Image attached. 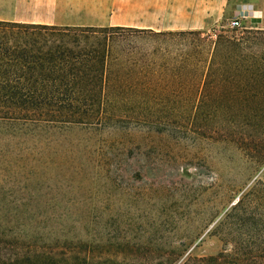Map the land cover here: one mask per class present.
<instances>
[{"label":"trees","instance_id":"1","mask_svg":"<svg viewBox=\"0 0 264 264\" xmlns=\"http://www.w3.org/2000/svg\"><path fill=\"white\" fill-rule=\"evenodd\" d=\"M201 36L0 22V131L14 157L20 145L26 161L38 163L43 137L50 142L74 127L171 115L196 103L215 110L218 141L233 145L252 171L220 199L209 231L222 245L215 256L188 252L182 259L186 249L176 257L98 258L69 242H12L0 264H264V184L256 176L264 166V30Z\"/></svg>","mask_w":264,"mask_h":264},{"label":"rangeland","instance_id":"2","mask_svg":"<svg viewBox=\"0 0 264 264\" xmlns=\"http://www.w3.org/2000/svg\"><path fill=\"white\" fill-rule=\"evenodd\" d=\"M256 4L259 18L246 20L245 30H264V0ZM227 22L201 37L243 36L244 29L231 30ZM196 107L54 133L50 142L43 137L38 163H28L20 145L14 157L1 130V259L12 253V242H69L98 258L176 257L186 249L182 259L188 252L217 255L222 245L209 231L220 199L252 171L233 145L218 141L215 110ZM256 176L264 184V166Z\"/></svg>","mask_w":264,"mask_h":264},{"label":"crops","instance_id":"3","mask_svg":"<svg viewBox=\"0 0 264 264\" xmlns=\"http://www.w3.org/2000/svg\"><path fill=\"white\" fill-rule=\"evenodd\" d=\"M257 1L260 0H0V22L202 32L223 18L230 20L241 5L254 8Z\"/></svg>","mask_w":264,"mask_h":264},{"label":"built area","instance_id":"4","mask_svg":"<svg viewBox=\"0 0 264 264\" xmlns=\"http://www.w3.org/2000/svg\"><path fill=\"white\" fill-rule=\"evenodd\" d=\"M256 18V11L252 6L241 5L236 9L234 16L230 20H228L227 27L231 30H245V21L255 20Z\"/></svg>","mask_w":264,"mask_h":264}]
</instances>
